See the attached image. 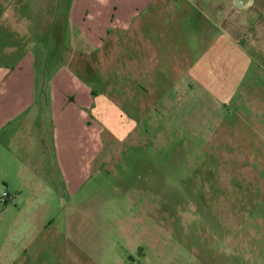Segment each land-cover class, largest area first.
<instances>
[{
  "label": "rangeland",
  "instance_id": "rangeland-1",
  "mask_svg": "<svg viewBox=\"0 0 264 264\" xmlns=\"http://www.w3.org/2000/svg\"><path fill=\"white\" fill-rule=\"evenodd\" d=\"M238 20L211 54L192 55L189 91L150 96L125 137L102 121L99 164L82 160L76 189L58 162L54 193L21 176L33 150L0 163V264H264V5ZM99 58L104 69L82 72L105 90ZM46 152L57 156L54 141Z\"/></svg>",
  "mask_w": 264,
  "mask_h": 264
},
{
  "label": "crops",
  "instance_id": "crops-1",
  "mask_svg": "<svg viewBox=\"0 0 264 264\" xmlns=\"http://www.w3.org/2000/svg\"><path fill=\"white\" fill-rule=\"evenodd\" d=\"M255 3L0 0V39L8 40L0 52V163L15 167L17 149L33 150V158L22 160L21 176L44 179L43 190L54 193L48 181H58L53 173L58 162L66 191L72 183L76 189L83 181L78 174L82 160L99 164L102 121L125 137L149 111L142 103L150 96L162 100L182 85L189 91L198 81L192 55L211 54L225 33L242 29L238 17ZM22 23L34 24L28 28ZM106 52L111 77L101 90L82 71L104 69L99 57ZM39 55L43 72L37 68ZM172 76L176 78L170 80ZM53 141L55 157L46 152ZM2 164L0 175H5Z\"/></svg>",
  "mask_w": 264,
  "mask_h": 264
},
{
  "label": "built area",
  "instance_id": "built-area-1",
  "mask_svg": "<svg viewBox=\"0 0 264 264\" xmlns=\"http://www.w3.org/2000/svg\"><path fill=\"white\" fill-rule=\"evenodd\" d=\"M7 199H8V192L5 190V194L1 197V200H2L4 203H6Z\"/></svg>",
  "mask_w": 264,
  "mask_h": 264
},
{
  "label": "trees",
  "instance_id": "trees-1",
  "mask_svg": "<svg viewBox=\"0 0 264 264\" xmlns=\"http://www.w3.org/2000/svg\"><path fill=\"white\" fill-rule=\"evenodd\" d=\"M9 199H10V195H9V193H8V199H7L6 203H8V202H9Z\"/></svg>",
  "mask_w": 264,
  "mask_h": 264
}]
</instances>
